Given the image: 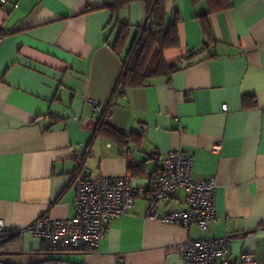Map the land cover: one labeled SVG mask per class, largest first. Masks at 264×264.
I'll return each instance as SVG.
<instances>
[{
	"label": "crops",
	"instance_id": "0c3cea01",
	"mask_svg": "<svg viewBox=\"0 0 264 264\" xmlns=\"http://www.w3.org/2000/svg\"><path fill=\"white\" fill-rule=\"evenodd\" d=\"M150 1L116 14L109 0L1 1L0 219L21 230L43 215L73 218L83 158L82 176L126 177L138 196L95 251L63 261L185 264L184 243L228 236L232 262L247 253L264 264V0H230L217 13L204 0H162L156 29L176 16L178 44L155 50L145 85L112 101L130 39L120 55L112 47L122 24L135 36L149 22ZM179 149L192 157L194 179H215L207 232L145 218L160 162ZM185 198L159 202L158 216L185 209ZM48 259L27 234L0 241L4 264Z\"/></svg>",
	"mask_w": 264,
	"mask_h": 264
},
{
	"label": "built area",
	"instance_id": "2783aa9c",
	"mask_svg": "<svg viewBox=\"0 0 264 264\" xmlns=\"http://www.w3.org/2000/svg\"><path fill=\"white\" fill-rule=\"evenodd\" d=\"M88 103L92 108L97 107L92 100ZM222 111H227L226 105L222 106ZM218 149L219 145L214 147V150ZM83 162V158L76 160L78 170L73 177L76 214L73 218L55 219L43 215L21 230L7 228L0 219V241L20 233L39 239L49 259L38 264H69L61 259L62 255L82 250L95 251L109 221L128 214L138 191L126 177L85 178L81 174ZM192 168V157L182 149L165 155L160 162L157 189L149 198L145 218L184 228L195 224L202 232H207L215 218L216 182L214 178L194 179ZM179 191L186 196V208L158 216L157 204L169 200ZM229 240L224 236L189 241L180 246L179 253L185 264H256L254 256L247 253L232 262Z\"/></svg>",
	"mask_w": 264,
	"mask_h": 264
},
{
	"label": "trees",
	"instance_id": "16d2710c",
	"mask_svg": "<svg viewBox=\"0 0 264 264\" xmlns=\"http://www.w3.org/2000/svg\"><path fill=\"white\" fill-rule=\"evenodd\" d=\"M136 1L139 0H109V3L105 7L110 9L113 14H116ZM197 1L199 0H193V2ZM204 1L208 4V13L222 12L231 8L230 0ZM148 13L149 22L143 28L138 29L135 36H133L131 45L126 51L123 60V70L112 101L117 96L122 95L128 87H141L145 85L146 81L152 76L151 57L155 50L173 48L178 44L177 26L179 19L176 16H174L171 24L165 29H156L157 23L155 22V18H157L158 14L162 13V0H151L148 5ZM130 37L128 26L122 24L112 50L119 55L123 53ZM104 132L117 141L122 140L121 136L109 129H104Z\"/></svg>",
	"mask_w": 264,
	"mask_h": 264
},
{
	"label": "rangeland",
	"instance_id": "374dc122",
	"mask_svg": "<svg viewBox=\"0 0 264 264\" xmlns=\"http://www.w3.org/2000/svg\"><path fill=\"white\" fill-rule=\"evenodd\" d=\"M131 31H132V32H131L132 34H131V38H130V42H129V44L131 43V41H132V39H133V36H134V33H133V32H134V29L131 28ZM154 57H155V56L153 55L152 60H154Z\"/></svg>",
	"mask_w": 264,
	"mask_h": 264
}]
</instances>
